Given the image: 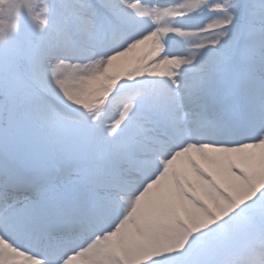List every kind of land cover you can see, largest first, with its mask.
<instances>
[{
  "label": "snow or ice",
  "instance_id": "1",
  "mask_svg": "<svg viewBox=\"0 0 264 264\" xmlns=\"http://www.w3.org/2000/svg\"><path fill=\"white\" fill-rule=\"evenodd\" d=\"M0 264H264V0H0Z\"/></svg>",
  "mask_w": 264,
  "mask_h": 264
}]
</instances>
